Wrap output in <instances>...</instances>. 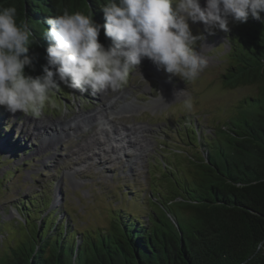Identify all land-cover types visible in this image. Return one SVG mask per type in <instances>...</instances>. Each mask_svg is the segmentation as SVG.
<instances>
[{
    "label": "trees",
    "instance_id": "1",
    "mask_svg": "<svg viewBox=\"0 0 264 264\" xmlns=\"http://www.w3.org/2000/svg\"><path fill=\"white\" fill-rule=\"evenodd\" d=\"M3 2L0 8L9 5ZM13 2L20 11L18 20L26 21L32 33L28 55L33 65L25 72L33 77L46 66L49 42L43 33L50 29L48 19L67 9L92 13L96 23H106L102 7L107 0ZM261 17L250 16L230 32L224 56L223 84L253 93L215 127L211 140L203 137L204 154L189 156L185 150V168L181 160L172 166L163 163L158 177L151 176L147 220L127 213L122 204L109 227L82 232L74 223L70 226L68 211L60 220L54 217L56 209L43 217L40 199L22 200L17 211L23 224L18 223L33 233L17 245H2L0 264H264V247H258L264 243V13ZM98 39L108 47L103 27ZM137 192L132 194L139 198ZM40 216V225H32Z\"/></svg>",
    "mask_w": 264,
    "mask_h": 264
},
{
    "label": "rangeland",
    "instance_id": "2",
    "mask_svg": "<svg viewBox=\"0 0 264 264\" xmlns=\"http://www.w3.org/2000/svg\"><path fill=\"white\" fill-rule=\"evenodd\" d=\"M7 2L5 7L15 6L12 0L3 3ZM201 6H205V0H201ZM189 24L194 35L204 37L197 42L196 50L208 61L195 81L186 83L145 58L116 92L93 94L90 89L82 92L61 84L39 118L12 114L0 106V224L5 230L13 229L8 235L0 228V250L2 245H17L33 233L22 225L17 211L22 200L40 199L43 217L49 218L50 211L56 209L54 217L60 220L69 212L70 226L74 223L82 232L109 227L114 219L111 215L118 214L122 204L127 213L147 220L144 210H150V206L146 196L162 164L172 166L181 160L185 168L183 157L187 153L204 154L203 137L211 140L217 132L215 127L233 116L238 104L253 92L246 87L227 88L222 80L227 63L224 56L230 47L228 35L239 22L230 20L229 31L216 29L211 33L205 31L202 22ZM43 60L47 64V59ZM181 92L183 96L176 99L175 94ZM188 97L192 99L191 110L183 103ZM116 102L120 109L111 105ZM104 106L114 108L102 113ZM94 116L99 118L93 125L80 124L84 139L70 130L74 123L84 118L95 120ZM65 123L68 125L62 129ZM133 125L146 130L145 141L130 136L133 144L138 143L135 147L121 141L126 135L123 126ZM115 129L124 133L121 140ZM96 141L102 147L95 145L93 152L86 151V146ZM174 151L179 156H174ZM86 155L89 159H84ZM135 191L139 198L132 194ZM42 216L32 220V225H40Z\"/></svg>",
    "mask_w": 264,
    "mask_h": 264
},
{
    "label": "clouds",
    "instance_id": "3",
    "mask_svg": "<svg viewBox=\"0 0 264 264\" xmlns=\"http://www.w3.org/2000/svg\"><path fill=\"white\" fill-rule=\"evenodd\" d=\"M102 11L103 26L92 13L67 9L48 19L50 29L43 33L49 42L47 64L43 76L33 77L25 72L33 65L28 23L18 21L15 6L0 8V106L39 118L61 84L93 94L116 92L145 58L186 83L195 81L208 61L196 50L204 37L193 34L189 21L202 22L209 33L227 32L230 20H262L264 0H205L203 7L201 0H107ZM102 27L109 47L99 42ZM183 94L176 93V99ZM183 103L188 110L193 107L190 97Z\"/></svg>",
    "mask_w": 264,
    "mask_h": 264
},
{
    "label": "bare ground",
    "instance_id": "4",
    "mask_svg": "<svg viewBox=\"0 0 264 264\" xmlns=\"http://www.w3.org/2000/svg\"><path fill=\"white\" fill-rule=\"evenodd\" d=\"M111 105H116L117 106V108H119L118 107V105H117V102L116 103H113V104H111ZM112 108H114V106H108V107H106V106H104V109H103V112L102 113H106L107 111H109V110H112ZM120 109V108H119ZM122 110H125L124 108H121V111ZM98 118H99V116H97ZM97 117H95L94 116V119L95 120H92L93 118H84V119H81V121L80 122H78V123H74V125L73 126H70V130H72L73 132H75L76 134H77V136L78 135H80L83 139H84V136L81 134V132H79V129H80V124H82V123H86L87 125H93V121H97ZM123 118V117H122ZM116 119V118H115ZM124 120H125V118H123ZM99 120V119H98ZM114 122V121H113ZM67 123H65L64 125H62V129H65L66 127H67ZM36 128V127H35ZM38 128V127H37ZM90 129H92L91 127H90ZM142 129H143V127L142 128H140V127H138L137 128V126L136 125H133V126H131V128H127V126H123V130H124V132L126 133V135L122 132V131H118V129H115L114 130V132L116 131V132H118V134L120 133V140H121V135H123L124 134V137L122 138V140L121 141H128V146H133V147H135V146H137V144L138 143H136V145L135 144H133L132 142H131V138H134V136L135 137H137V138H141V141H145V137L146 136H144L145 134V132H146V130H143L142 131ZM46 131H49V129L48 128H46ZM95 131V130H94ZM88 132V131H87ZM86 132V133H87ZM38 133H40V131H38ZM108 135V134H107ZM133 137H132V136ZM130 136H131V138H130ZM79 137V136H78ZM81 138V139H82ZM130 138V139H129ZM70 141V140H69ZM68 141V142H69ZM73 143V142H72ZM135 143V142H134ZM140 143V142H139ZM91 145H88V146H86V151H91L92 150V152L96 149L95 147V145H98V146H101L102 147V145L98 142V141H96L95 143H90ZM69 145H72V144H70V142H69ZM74 145V144H73ZM139 145H142V144H139ZM139 147V146H138ZM88 148V149H87ZM94 149V150H93ZM85 154H87L86 152H84ZM87 156V155H86ZM94 156H96V154H94ZM84 159H89V156H87V158H84Z\"/></svg>",
    "mask_w": 264,
    "mask_h": 264
}]
</instances>
